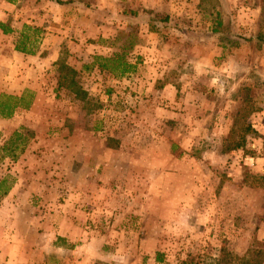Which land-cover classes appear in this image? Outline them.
<instances>
[{
	"label": "rangeland",
	"instance_id": "1",
	"mask_svg": "<svg viewBox=\"0 0 264 264\" xmlns=\"http://www.w3.org/2000/svg\"><path fill=\"white\" fill-rule=\"evenodd\" d=\"M86 1L95 8L44 6L39 27L25 28L31 51L53 32V63L33 77L42 99L26 88L30 107L0 118V204L19 159H40L24 167L22 181L43 194L32 188L28 203L56 219L73 211L76 223L59 264H264V46L248 40L264 36V0ZM217 21L235 46L220 45ZM132 36V74L89 68ZM61 61L77 71L84 100L57 89ZM246 123L257 133L228 151Z\"/></svg>",
	"mask_w": 264,
	"mask_h": 264
},
{
	"label": "crops",
	"instance_id": "2",
	"mask_svg": "<svg viewBox=\"0 0 264 264\" xmlns=\"http://www.w3.org/2000/svg\"><path fill=\"white\" fill-rule=\"evenodd\" d=\"M44 6L54 8L60 5L51 0H0V24L7 31H3V27H0V88L15 94L21 93L26 88H34L37 90L34 99L35 103L42 99L43 92L41 91V86L38 87L42 82H39L38 78L33 77L42 70L45 64L53 63V56L50 57V53L46 52L50 43L54 45L55 40L51 38L53 37V32L51 30H47L45 33L42 32L45 37L39 38L40 48L33 51L32 54L17 51L15 46L17 44L21 45L23 36L26 34L25 28L28 25L33 22L31 27H39L38 21L46 15L42 13V11H46ZM70 6L75 7L74 5ZM116 13L122 19H132L133 21H141V17L155 18V16L150 14L141 16L134 11H131L135 15L132 18L129 17L127 11ZM168 18L170 19V17ZM144 23L147 24L148 29L151 31L153 23L150 18L149 21ZM40 27H42V24ZM27 37L25 40L26 45L29 44V36L27 35ZM53 45L50 48L51 50ZM43 49H47L45 50L46 53L43 52ZM25 159L20 158L18 162L19 165H22L19 169V179L13 185L9 183V188L2 195V197H5L7 206L0 204V264H44L50 259L52 260L53 257L56 258L55 262L59 264L63 255L60 253L67 251L68 254L70 252L71 246L68 244L70 240H73L71 238L73 237L71 229L76 225L75 219L71 216L73 211H68L63 216L59 212V217L56 219V217L50 215V208L44 207L43 200L40 205L47 209L45 210L47 212L42 214V209H40L37 215L36 209L38 208L30 205L27 198L32 195V190L38 194L41 187L37 185L38 182L36 181L34 182V187L32 186L33 184L26 185V181L23 182L22 179L25 175L24 167L30 169L32 164L42 161L40 159ZM11 180L13 182L15 179ZM38 195L43 194L40 193ZM26 212H32L36 215L27 216ZM53 219L56 223L55 227ZM32 237L37 239L32 240ZM45 237L51 238H49L50 240H44ZM57 240H62V243H57ZM62 262H65V259Z\"/></svg>",
	"mask_w": 264,
	"mask_h": 264
},
{
	"label": "trees",
	"instance_id": "3",
	"mask_svg": "<svg viewBox=\"0 0 264 264\" xmlns=\"http://www.w3.org/2000/svg\"><path fill=\"white\" fill-rule=\"evenodd\" d=\"M59 5H79L82 6L85 9H92L95 8L92 4L87 2L86 0H51ZM102 10H100L101 13ZM104 14L103 16H117L118 14L116 12H107L102 11ZM101 13V14H102ZM150 18V21L153 23L151 25V29H154L156 27L155 18ZM148 17H141V21L147 22L149 21ZM157 20V19H156ZM163 22L169 21L168 16L162 19ZM159 22H161L159 20ZM129 24H135L133 23V20H128ZM155 25V26H153ZM222 26V23L220 21H217L215 26L212 28V32L218 35L220 45L225 47L227 45V42L230 46L232 43L237 44V38L235 36H226L221 32L220 27ZM0 27H3V31L5 30L4 26L0 24ZM5 32H7L5 30ZM27 35L24 34L23 40L21 41V45H16L15 49L17 51H21L24 53H33V51L29 50L27 48L25 40L27 39ZM128 41L127 46L121 47L119 51L114 52H106V53H97L93 57V62L89 66V68L97 69L101 73L109 74L112 78H123L129 74H132L137 67L138 60H140V57L128 54L127 50H132V47L137 43V38L135 36H132ZM235 39V40H233ZM250 41H255L257 43V46L262 47L264 46V36L262 34H257V36L253 38H248ZM133 61V62H132ZM135 61V62H134ZM77 74V71L71 67L68 63L61 61L57 66V89H66L70 93H73L76 99L84 100L86 97V92L83 90V88L79 85L78 80L75 78ZM34 93L33 91H30L29 89H24L20 94H9V93H1L0 94V118H10L12 117L18 110L20 109H28L30 105L33 102ZM253 108H250V111H252ZM245 129L242 131L241 134H239L238 139L235 142H232V144L227 146L228 151L232 150H240L245 147L246 144V135L249 134H256V130H254L251 126V124L246 123ZM15 157V156H13ZM1 186V184H0ZM7 188L4 189L6 191ZM160 260V258H158Z\"/></svg>",
	"mask_w": 264,
	"mask_h": 264
}]
</instances>
